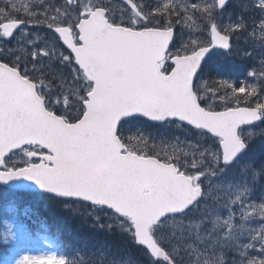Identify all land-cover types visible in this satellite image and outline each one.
<instances>
[{
  "label": "snow or ice",
  "instance_id": "obj_1",
  "mask_svg": "<svg viewBox=\"0 0 264 264\" xmlns=\"http://www.w3.org/2000/svg\"><path fill=\"white\" fill-rule=\"evenodd\" d=\"M230 3L238 11L223 24ZM31 7L21 5L25 18L0 9V42L15 41L0 46V203L27 212L18 193L34 191L106 208L150 264H264V223L249 226L255 215L264 221V198L246 205L237 196L224 217L209 205L213 184L204 183L235 177L249 145L264 137V128L244 131L264 124V87L237 84L230 73L202 76L213 57L235 54L259 55L264 77V52L237 47L243 38L264 49V0H40L43 11ZM253 7L262 15L250 22ZM246 75L257 72L249 67ZM137 124L175 125L207 139L189 145L191 153L176 144L158 151L150 134L132 131ZM149 204L159 206L145 217ZM31 239L25 224L5 220L0 264H73L51 245L27 250ZM257 244L260 258L249 257Z\"/></svg>",
  "mask_w": 264,
  "mask_h": 264
},
{
  "label": "rangeland",
  "instance_id": "obj_2",
  "mask_svg": "<svg viewBox=\"0 0 264 264\" xmlns=\"http://www.w3.org/2000/svg\"><path fill=\"white\" fill-rule=\"evenodd\" d=\"M11 3L19 8H21L22 4H30L32 5L31 11H43V9L36 7V5L40 3V0H11ZM249 15L251 22V19H255L256 17H259L262 14L256 8L253 7L250 9ZM234 19L235 15L232 10L225 9V12L220 17V22L223 24H229ZM29 30L33 32H39L41 35L45 34L42 28H29ZM251 31L252 29L249 28V32ZM204 38L205 37H201V39ZM0 46L4 47L5 49L11 48L15 46V41L13 40L11 44L0 42ZM243 46H247L249 51H252V49L255 48L257 53L264 52V49H261L259 47L258 40L254 43L251 40H246L242 38L240 45H238L237 47ZM249 67H251L257 72V75L255 77H247L246 73ZM222 69H224V72H222ZM259 72V55H256L253 60H247L243 56L235 54L231 57H224L222 55H218L213 57V59L210 60L209 63L204 66L202 76L204 79H209V76H211V79H219L221 75H226L230 73L231 80L235 81L237 84H243L247 82L250 85L255 84L259 88L264 87V77H261L259 75ZM262 128H264V124L258 123L255 126L245 128L244 131H253L258 133ZM136 129H140L144 132L145 135L150 134L153 139L149 140V147L155 145L158 151L162 148L171 150L169 145L176 144L178 150H183L191 153L193 149L189 147V145H195L196 142L199 141L200 144L203 146L204 140L207 139L206 137L201 136L199 133L195 132L194 130L188 131L187 129L177 128L175 125H164L160 128H150L144 127L142 125H136V127L133 128L132 131L135 132ZM262 140L264 139H261V137L258 141L257 138H255V141H253L254 150L248 154L246 153L243 157L244 159L239 162V167L242 169V171H240L235 177H233L231 173H229L225 176H218L213 181H204L205 184H208L210 182L213 184V200L215 201V203H213V200H210L209 205L211 208L216 210L221 216H227V211L225 210V208L228 207L229 201L234 200L237 196H241L246 205L250 203L258 204L261 202L260 198H264V163L259 160ZM209 143H211L210 140ZM254 173H259V177L256 180L253 179ZM245 181H247V183H245ZM229 183L232 184L231 188L227 186ZM217 184L221 185L219 189L215 188ZM66 204L70 205L69 208L72 210L85 209L88 212H102L109 223L116 225V221L114 219H111L112 214L105 208H103L105 210L102 211L99 208L92 209L91 207L84 206L83 203L80 201H69ZM9 207L13 208L12 212L8 211ZM232 210L235 211L237 215H239L240 209L238 205ZM204 211L205 209H200L201 213H203ZM248 211H251V209H248ZM194 219H199V214H197ZM5 220L20 223L18 221V213L15 206H6L3 203H0V231L4 229ZM251 220L252 222L249 226L252 228H259L261 223H264V221H262L258 215L253 216ZM185 223H187V221H185ZM217 224H219V222H217ZM208 227H210V225H205L204 228L201 229V234H203V232ZM191 230L193 232L196 231L195 224L192 225ZM45 240L47 239L44 237H40L38 241L30 240L26 245H24V247L33 253H40L43 250L48 249L51 245L50 243H45ZM193 240H195V235H193ZM219 251L220 249L217 248V252ZM247 254L249 257L260 258L261 253L259 251V245L257 244L255 249L248 250ZM3 258L4 252H0V262L3 261ZM227 259L229 261H232L233 259H236L238 261L239 257L230 254L227 256ZM180 263L188 264V261L187 259H185L183 261H180ZM216 264H220L218 259L216 260Z\"/></svg>",
  "mask_w": 264,
  "mask_h": 264
},
{
  "label": "trees",
  "instance_id": "obj_3",
  "mask_svg": "<svg viewBox=\"0 0 264 264\" xmlns=\"http://www.w3.org/2000/svg\"><path fill=\"white\" fill-rule=\"evenodd\" d=\"M12 6L11 0H0V9H6L4 15L25 18L22 8L17 13ZM227 10H232L234 15L238 11L231 3ZM261 97L264 98L263 93ZM137 125L148 127L144 124ZM256 138L257 141L260 140L259 136ZM253 150L254 142L249 145L247 154ZM18 203L20 209H28L27 212L16 210L18 221L30 230L31 240L46 238L56 251L64 253L73 264H150L149 257L143 250L133 244L127 235L121 234L115 225L111 230L102 227L111 224L102 212L72 210L65 207L67 202L61 198H52L34 191L18 193ZM82 203L94 209L90 204ZM0 252H3L2 247Z\"/></svg>",
  "mask_w": 264,
  "mask_h": 264
},
{
  "label": "water",
  "instance_id": "obj_4",
  "mask_svg": "<svg viewBox=\"0 0 264 264\" xmlns=\"http://www.w3.org/2000/svg\"><path fill=\"white\" fill-rule=\"evenodd\" d=\"M257 123H258V122H257ZM61 199H63V200H67V199H64V198H61ZM83 202H84V201H83ZM86 203H88V202H86ZM88 204H89V203H88ZM158 206H159V205H151V204L145 206V207L143 208V215H144L145 217L151 215V213H152V212L155 210V208L158 207Z\"/></svg>",
  "mask_w": 264,
  "mask_h": 264
}]
</instances>
